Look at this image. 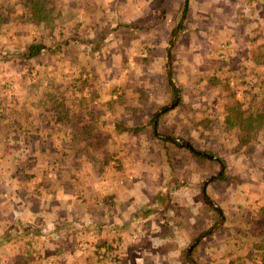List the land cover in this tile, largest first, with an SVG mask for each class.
Returning <instances> with one entry per match:
<instances>
[{
	"label": "rangeland",
	"instance_id": "rangeland-1",
	"mask_svg": "<svg viewBox=\"0 0 264 264\" xmlns=\"http://www.w3.org/2000/svg\"><path fill=\"white\" fill-rule=\"evenodd\" d=\"M49 1L52 21L58 26L55 31L45 23L34 27L31 20L20 21L23 25L10 22L0 29V56L15 57L18 48L23 58L4 57L9 74L5 75L7 69L0 73V166L20 164L17 172L5 175L22 177L38 197L46 193V207L54 204L61 209L72 200L74 214H109L107 208L117 205V213L133 215L127 217L131 225L115 227L155 228L185 246L187 260L189 247L199 238L197 244L208 245L212 237H224L228 231L233 236L227 249L233 255L231 264H259L261 254L251 250L250 243L260 240L264 221L256 217L249 229L241 216L264 214V132L244 146L240 131L228 128L224 120L226 108L238 100L247 116L263 108L264 0H219L215 18L202 16L200 10L207 7H194L193 0H165V8L158 0L154 25L148 26L152 20L144 11L141 22L148 29L134 27L133 32L135 5L146 8L137 0H77L75 6L69 0H42V4L49 8ZM185 1L188 14L181 16ZM182 18L185 30L179 31L171 49L170 76L167 53ZM216 20L221 22V34L212 41L209 30L205 34L202 28ZM162 23L167 24L165 29L156 30ZM72 27L75 32L70 34ZM95 29L103 39H90ZM35 42L47 48L28 61L24 52ZM138 51L147 54L135 55ZM80 76L87 78L88 85L81 87L75 81ZM65 87L69 94L64 103L60 92ZM185 144L211 154L210 159L194 157ZM220 176L224 179L216 180ZM210 178L216 181L209 182L206 195L225 217L221 225L220 213L202 195ZM184 181H191L193 190H188L189 184L180 187ZM144 185L150 190L140 198L130 202L122 196L121 203L114 201L115 192L124 195ZM86 226L85 235L73 234L86 252L87 260L81 264H103L98 247L94 252L88 249L91 242L95 244L97 225ZM209 229L213 234L206 232ZM131 230H123L122 235L131 236ZM250 231L253 236L248 240ZM35 235L27 239L38 246L36 251L30 249L34 261L29 264H54L59 255L48 252L53 243ZM27 243L9 259L26 256ZM161 250L158 259L167 255L166 247ZM154 253L146 257L148 261Z\"/></svg>",
	"mask_w": 264,
	"mask_h": 264
},
{
	"label": "crops",
	"instance_id": "crops-1",
	"mask_svg": "<svg viewBox=\"0 0 264 264\" xmlns=\"http://www.w3.org/2000/svg\"><path fill=\"white\" fill-rule=\"evenodd\" d=\"M70 2L68 4L75 6L77 3V0H69ZM215 0H193L194 7L198 6H205L207 7V11H202V16H205V18H215L217 17L216 12L220 11L218 8L221 7V5L218 6L219 0H216L217 3H214ZM250 1V0H249ZM252 1V0H251ZM42 0L39 1L41 3ZM190 8L192 9V4ZM52 6V2H49ZM137 3L143 4L146 6L145 10L143 7L139 8L137 5H135L136 13L133 15L132 26H130L132 29L134 27H140L143 29L145 28V25L142 24L141 20L144 19L143 13L146 11V17L149 16L150 20H152L151 24L148 26H153L154 22L156 21V15H158V8L161 4L158 0H137ZM33 4L37 5L36 3H33L32 0H0V29L3 26H7L12 23L20 24V21H29V22H35L34 27H39L43 23L47 26V28L55 31V29L58 28L57 22H53L52 20L48 21L47 24L46 21H42V19L39 17L37 20L34 19V16L32 15L33 12L31 8H33ZM123 2H120V5L123 6ZM158 5V6H157ZM200 6V7H201ZM38 7V5H37ZM36 7V9H38ZM224 7L221 8V11H224ZM234 11V10H233ZM17 12L16 18L11 19V17L14 15V13ZM152 12V14H150ZM218 13V12H217ZM21 16H20V15ZM201 15V13H199ZM221 17V16H219ZM204 18V19H205ZM31 20V21H30ZM205 21V20H204ZM32 24V25H33ZM205 25L202 28V33L204 32L206 34V29L209 30L208 33V39L217 40L220 37V28L221 22L216 21H208L204 23ZM20 25H23L21 23ZM68 25V24H67ZM16 26V25H15ZM99 25L93 26L94 28H97ZM167 24L162 23L158 27H156V30H163ZM214 27L219 28L218 31H215ZM97 29L93 30L94 33H90V36L92 39L95 36H100L96 39L101 40L103 39V36L99 33L95 34ZM213 29L214 33H212L210 30ZM75 32V27L70 28L69 32ZM135 31L134 29L130 32ZM151 32V31H150ZM181 32V31H180ZM18 34V33H17ZM14 33V35H17ZM87 34V33H86ZM151 36L155 35V33L151 34ZM155 41V40H154ZM153 41V42H154ZM161 41H158L160 43ZM40 43V42H39ZM14 51L16 53L15 57L21 58L18 53V48H15ZM144 51H138L135 53V55H142L145 56L147 54L143 53ZM5 58H15V57H9V56H0V73L4 74V69H7L8 67L5 64L6 60ZM202 58V57H201ZM121 65V64H120ZM11 122V121H10ZM9 165V163H8ZM7 164H1L0 166V256H4L3 260H0V264H29V262L34 261V256L30 254V249L35 248L38 249V246L34 243H30L27 241V239H30L31 235L36 234V239L40 241H44L47 243H53L54 247L51 248L48 252L57 254L59 256H56L57 260H54V264H81V261L83 262L84 259L87 260V258L83 255H85L86 252H82L80 250L79 240L76 239L73 234L77 233V235H85L87 233V227L86 225L89 224H96V232L98 234L97 238L95 239L94 243H90L92 247L88 248L89 251H93L96 247H98V254L103 260V264H188V260L183 257L186 251V247L182 246L180 242L175 241V238H167L162 232H159L157 229L150 230L144 229V227L135 228V226H132L128 229L115 227L118 225H121L125 227L126 225H131L130 222H128V218L132 216L133 214H120L117 213V209L115 205L114 207H108L107 212L109 214H106V212L103 214H74L72 212V200L68 201L65 205H63L64 210L57 209L54 207V204L52 206H47V202L45 200L46 193H42V196L44 197H38L35 192H33L32 189H28L25 185L24 181L21 179L22 177L17 178H8L5 174H10V170H12V173H15L18 171V167H20V164H14L6 167ZM14 167V168H13ZM6 172V173H5ZM195 175H193L192 179L194 183H197V178H194ZM32 178V176H31ZM20 180V181H18ZM202 182V181H201ZM200 182V183H201ZM191 181L188 183L189 188L188 190H193L191 186ZM264 183V182H263ZM185 181L182 184H179L180 187L188 185ZM263 185V184H262ZM145 187V188H144ZM144 188V190H143ZM204 188V185H203ZM182 189V188H181ZM187 189V188H185ZM145 190H150L149 186H137L135 189H132L128 192L124 193V195L119 192H115V199L122 202V196L126 197L129 201L131 198H140L143 196V193ZM207 190V188H206ZM136 192V195L134 194ZM151 193V192H150ZM51 194H48V197H51ZM207 194V193H206ZM130 195V197H129ZM135 195V196H134ZM203 195V192H202ZM204 196V195H203ZM207 196V195H206ZM129 197V198H128ZM264 199V193L261 196ZM26 198H35L37 201H34L31 203L28 202ZM205 198V197H204ZM208 198V197H207ZM209 199V198H208ZM149 201V199H146ZM210 200V199H209ZM140 201V199H139ZM205 201L207 202L206 198ZM132 202V201H130ZM212 202V201H211ZM208 203V202H207ZM209 204V203H208ZM123 205V204H122ZM121 205V207H122ZM210 205V204H209ZM211 206V205H210ZM106 208V207H105ZM124 208V207H122ZM158 209V208H154ZM218 210V209H216ZM261 210L264 211V208L261 207ZM55 212L57 214H55ZM65 212V214H63ZM160 212L159 210L157 211ZM149 214H155L151 213V210ZM221 214V211H220ZM86 215L89 216V219H81L82 217H85ZM222 216V214H221ZM234 217V216H233ZM242 219L246 222L249 229L253 228L251 227L253 220L256 219V217H259V219L264 221V214H255L254 216L249 214L242 215ZM106 220L104 221V219ZM118 218H120V223L118 222ZM139 218V216H138ZM225 218V217H224ZM236 218V217H235ZM100 221H102L103 224H99ZM227 224H230V221H227ZM115 225V226H114ZM129 227V226H128ZM127 228V227H126ZM129 229H132L130 231L131 236H123V230L129 231ZM224 237L218 236V237H212V239L209 240L208 245L204 244H197L193 250L191 251V256L193 252V258L195 264H203L199 262V260H202V258H205V260H209V263H212L213 261H222L221 264H231V258L232 254L229 253L230 251H227L229 247L232 245V241L229 240L230 238H233L232 234L228 233V231H225ZM253 232H249L248 234V240L249 238H252ZM230 234V235H228ZM239 236V235H238ZM260 240L256 243L252 242L251 244V250L260 252V258H259V264H264V222L260 228L259 232ZM150 237V238H147ZM109 238V239H108ZM142 238H146L142 240ZM245 239V237H243ZM149 240V242H147ZM155 240V242H153ZM157 241V242H156ZM25 242L27 245L28 250H26V256H23V254H18L16 257L9 259L11 257V253L13 251H16L24 246L22 243ZM147 243V244H146ZM201 243V242H199ZM238 243L240 241L238 240ZM34 244V245H33ZM22 245V246H21ZM240 245H244L243 243H240ZM161 247H166L167 252L166 256L162 259H158L161 255ZM244 247V246H243ZM190 248V247H189ZM245 248V247H244ZM4 251V252H3ZM88 251V252H89ZM116 251V255L111 254L112 252ZM154 253V256H156V260H154V256L150 261H148V258L151 256V254ZM227 252V254H226ZM222 253V255H220ZM8 254V255H7ZM95 253H93L94 255ZM111 254V255H110ZM42 255V254H41ZM145 259L142 261V258ZM148 257V258H146ZM37 258V257H35ZM188 258V253H187ZM38 259V258H37ZM164 259L166 261H164ZM198 259V261H197ZM5 261V262H4ZM211 261V262H210ZM190 262V260H189ZM233 262V261H232ZM191 263V262H190ZM87 264H91L88 262ZM192 264V263H191ZM234 264V263H232Z\"/></svg>",
	"mask_w": 264,
	"mask_h": 264
},
{
	"label": "trees",
	"instance_id": "trees-1",
	"mask_svg": "<svg viewBox=\"0 0 264 264\" xmlns=\"http://www.w3.org/2000/svg\"><path fill=\"white\" fill-rule=\"evenodd\" d=\"M39 1L40 0H32V2L36 3L39 7L38 8L37 5L33 4V8H31V10L33 12L32 15L34 16V19L37 20V18L39 17V19L41 18L42 21H46V22L52 20V18L54 16V9L51 8V5H48L49 6V8H48V7H46L45 4H42V2L39 3ZM163 3H164V8H165V0H162V4ZM183 6L184 7L182 9L181 16H185L188 14V7H187L188 2L185 1ZM36 7L38 9H36ZM164 12L167 13V11H165V10H164ZM184 30H185L184 24H182L179 28V31L183 32ZM46 48H47V45L44 43H36V42L31 43L26 48V51L24 52V58L28 61L33 60V59L37 58L39 55H41L42 51ZM75 81L80 82L83 85L81 87L88 85L87 78H83V76H80V78L76 79ZM68 84L69 83L66 82V85H68ZM170 84L172 86L171 82H170ZM82 89L83 88H81V91H82ZM67 91L68 90L65 87V90H62L60 92V94H62L64 97L63 98L64 103L67 102V100H68L69 91L68 92ZM175 93H177V90L173 87V94H175ZM50 96L51 95H48V97H50ZM164 110H166V108ZM226 112H227V114H226V117L224 120L225 124L228 128H236L240 131V142L242 145H244V146L249 145L250 143H252L253 141H255L258 138L260 133L264 132V104H263V108L261 110L256 111L255 115H253V116H247L245 114V109L239 100L236 101L234 104H229V106L226 108ZM154 121H155L154 125L157 126V123H158L157 118L154 119ZM120 126H122V125H120ZM88 136L90 139H92L91 135H88ZM183 147L190 150L194 157H197L201 160H209L210 159L211 154L201 152V151H197V150L193 149L191 145L183 146ZM219 179L220 180L224 179V176H220L216 180H219ZM216 180L214 179L213 182ZM217 212L220 213V210H217ZM219 218H221V214H218V219ZM211 230L212 229H209L206 232L208 234H213V232ZM192 257H193V252H192Z\"/></svg>",
	"mask_w": 264,
	"mask_h": 264
},
{
	"label": "water",
	"instance_id": "water-1",
	"mask_svg": "<svg viewBox=\"0 0 264 264\" xmlns=\"http://www.w3.org/2000/svg\"><path fill=\"white\" fill-rule=\"evenodd\" d=\"M186 1H188V0H186ZM183 20H184V18H182V20L179 22V24H178V26H177V29H176L175 34H174V36H173V40H172V42H171V45H170L169 50H168V53H167L168 70H169L170 76H171V74H172L171 49H172V47L174 46L175 41H176V39H177V37H178L179 28H180L181 24L183 23ZM185 145L189 146L188 144H185ZM221 173H223V169H222ZM221 173H220L219 175H221ZM212 180H213V178H210L209 180H207V181L205 182V184H204V188H203V195H204V197L206 198L207 202H208L211 206H213L214 208L218 209V208L215 206V204H214L213 202H211V201L207 198V196H206V188H207V185H208L209 182L212 181ZM224 221H225V218L222 217V218H221V222H220L219 225H221ZM218 227H219V226H217V228H218ZM200 239H201V238H199V239H198V240H197V241H196V242H195V243L189 248V251H188V259L190 260V262H191L192 264H195V262L191 259V251L193 250L194 246L198 243V241H199Z\"/></svg>",
	"mask_w": 264,
	"mask_h": 264
}]
</instances>
